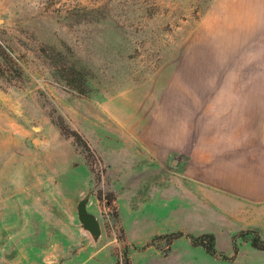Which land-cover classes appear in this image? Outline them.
Masks as SVG:
<instances>
[{
  "label": "rangeland",
  "instance_id": "obj_1",
  "mask_svg": "<svg viewBox=\"0 0 264 264\" xmlns=\"http://www.w3.org/2000/svg\"><path fill=\"white\" fill-rule=\"evenodd\" d=\"M241 119L264 0H0V264H264V208L243 227L191 186Z\"/></svg>",
  "mask_w": 264,
  "mask_h": 264
},
{
  "label": "crops",
  "instance_id": "obj_2",
  "mask_svg": "<svg viewBox=\"0 0 264 264\" xmlns=\"http://www.w3.org/2000/svg\"><path fill=\"white\" fill-rule=\"evenodd\" d=\"M249 121L241 119L234 132L238 137L235 144L241 148L240 155L225 154L222 169L220 163L218 168L215 167L217 170L202 163L200 171L203 181L193 180L191 183L196 193H203L217 210L225 209L234 216L233 222H239L243 227L244 224L252 226L255 223L249 217L244 220V212H257L264 208V119H255L254 137L248 130ZM253 147L255 157L250 158L249 149ZM204 158V155L200 156V159ZM213 171H217L216 174L213 175ZM210 176L211 179L207 178ZM211 196L215 197L214 201Z\"/></svg>",
  "mask_w": 264,
  "mask_h": 264
},
{
  "label": "trees",
  "instance_id": "obj_3",
  "mask_svg": "<svg viewBox=\"0 0 264 264\" xmlns=\"http://www.w3.org/2000/svg\"><path fill=\"white\" fill-rule=\"evenodd\" d=\"M191 243L192 245H200L204 249V251L210 256H215L216 254V251L214 249V238L212 235H201L199 237L192 238ZM253 246L257 248L255 244H253ZM260 249L264 250V247Z\"/></svg>",
  "mask_w": 264,
  "mask_h": 264
},
{
  "label": "water",
  "instance_id": "obj_4",
  "mask_svg": "<svg viewBox=\"0 0 264 264\" xmlns=\"http://www.w3.org/2000/svg\"><path fill=\"white\" fill-rule=\"evenodd\" d=\"M80 221L84 224L85 228L92 237H98L100 233L98 224L92 217L87 216L84 209L80 210Z\"/></svg>",
  "mask_w": 264,
  "mask_h": 264
}]
</instances>
